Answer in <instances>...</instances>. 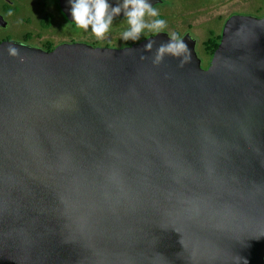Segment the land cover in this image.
<instances>
[{"label": "water", "instance_id": "obj_1", "mask_svg": "<svg viewBox=\"0 0 264 264\" xmlns=\"http://www.w3.org/2000/svg\"><path fill=\"white\" fill-rule=\"evenodd\" d=\"M166 37L0 43V264H264V14Z\"/></svg>", "mask_w": 264, "mask_h": 264}, {"label": "flooded vegetation", "instance_id": "obj_2", "mask_svg": "<svg viewBox=\"0 0 264 264\" xmlns=\"http://www.w3.org/2000/svg\"><path fill=\"white\" fill-rule=\"evenodd\" d=\"M197 1L199 0H159L154 5V7L159 10L160 18H163L167 21V27L164 32H176L181 36V38L190 33L198 42L201 35L197 34L194 29L198 24L196 25L192 16L194 17V14L199 16V10H197L199 5H201V7L213 6V4H215L217 1L204 0L205 2L203 3H196ZM28 2L33 9V12L25 13V18L20 21L15 19L23 13V7L20 5V0H0V43L5 41H15L30 45L35 48L50 51L60 44L66 42H77L75 39H72L65 34L61 35L67 37L68 39L66 38L60 41L55 37L59 36L60 34L57 32V25L60 21L59 11L64 15L59 0H28ZM243 13L246 14L247 12L241 10L221 15L217 20H215L218 22V26H216V28L218 29L220 26L219 22L224 21L225 24L226 20L233 14ZM64 17L67 19L65 15ZM44 19L47 20L46 26L43 22ZM115 20H119V22L116 23L118 28L114 30L112 28L110 33H113L114 31H124L127 27L125 18L116 17ZM208 27L209 25H207L206 30L209 36L214 30L209 29ZM217 33H219V31ZM220 33H222V31ZM150 36H153V34L148 33L147 35H142L140 40L137 42ZM207 38L202 40L203 45L205 44ZM96 41L100 42L97 44V46L124 47L131 45L124 40H122L121 44L114 43L108 38L103 40L97 39ZM133 43L136 42L134 41ZM205 48L206 47L204 45V54L201 57L203 60V67L207 68L211 63L212 56L207 53Z\"/></svg>", "mask_w": 264, "mask_h": 264}, {"label": "clouds", "instance_id": "obj_3", "mask_svg": "<svg viewBox=\"0 0 264 264\" xmlns=\"http://www.w3.org/2000/svg\"><path fill=\"white\" fill-rule=\"evenodd\" d=\"M70 14L75 26L85 32L91 33L103 40L110 33L114 20L123 16L127 27L120 33L124 41L140 40L142 35L148 33L158 37L167 27V21L160 18L159 10L153 6V0H68ZM143 44L144 52H152L155 48L152 62L159 64L166 55L179 60L183 66L190 60L189 46L176 32H168L166 39L157 44L155 39H147ZM9 55L17 56L18 49L9 45ZM142 58H146L142 54ZM243 264H248L243 257Z\"/></svg>", "mask_w": 264, "mask_h": 264}, {"label": "rangeland", "instance_id": "obj_4", "mask_svg": "<svg viewBox=\"0 0 264 264\" xmlns=\"http://www.w3.org/2000/svg\"><path fill=\"white\" fill-rule=\"evenodd\" d=\"M213 1V0H211ZM217 2L213 4V6H203L199 5L197 7V10H199L198 15L194 14L195 16L192 18L194 19V22L196 23L197 26H195V31L197 34H200L201 36L199 37V41L197 42V51L200 56H203L204 54V45L203 41L204 39L207 38L208 32L206 30L207 25H209V29H213L216 32H221L222 27L224 24L223 22H219V27L218 29L216 26H218V22L215 21L220 17L221 15H225L231 12L235 11H241L244 10L247 12L246 14H252V15H260L262 16L264 14V0H216ZM30 2V1H29ZM28 0H20V5L23 7V13L19 15V17H16L15 19L18 20H23L25 18V13H31L33 12V9L29 5ZM205 2L204 0H199L196 3H203ZM259 7H262V12L258 13L257 9ZM245 14V13H243ZM189 16V15H187ZM198 16V18H197ZM59 18L60 21L58 22L57 25V32L60 33L59 36H55L57 40H63L66 39L67 37L61 35L65 34L71 37L72 39H75L78 42H85L92 44V41L97 39L91 31H83L81 29H78L75 24H72L69 20H67L64 15L59 11ZM209 21V22H208ZM119 22V20H115L113 24V30L117 29L118 27L116 26V23ZM216 23V24H215ZM223 23V24H222ZM215 27V28H213ZM116 32V33H115ZM120 32L121 31H114L113 33H109L106 38L111 40L114 43L121 44L122 39L120 37ZM68 39V38H67ZM87 39V40H86ZM93 45V44H92Z\"/></svg>", "mask_w": 264, "mask_h": 264}, {"label": "trees", "instance_id": "obj_5", "mask_svg": "<svg viewBox=\"0 0 264 264\" xmlns=\"http://www.w3.org/2000/svg\"><path fill=\"white\" fill-rule=\"evenodd\" d=\"M262 9H263L262 7H259L257 9L258 13L262 12ZM46 21H47L46 19L43 20L45 26L47 25ZM72 24H75V23H72ZM221 38H222V33H220V32L217 33L216 31H212L210 33V35L208 36V38H207V40L205 41V44H204L205 47H206L205 49H206V51H207V53L209 55L213 56L215 50L217 49V47L220 44ZM96 40L97 39H95L94 41H92V44L93 45L95 44V46H97V44L100 43V42H97ZM126 42L132 44L134 41H129L128 40ZM135 42H137V41H135Z\"/></svg>", "mask_w": 264, "mask_h": 264}]
</instances>
